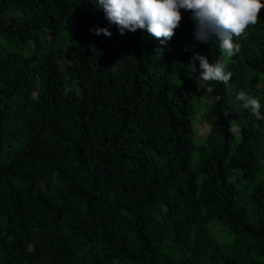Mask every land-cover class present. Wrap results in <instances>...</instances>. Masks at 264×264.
I'll list each match as a JSON object with an SVG mask.
<instances>
[{"label":"trees","instance_id":"1","mask_svg":"<svg viewBox=\"0 0 264 264\" xmlns=\"http://www.w3.org/2000/svg\"><path fill=\"white\" fill-rule=\"evenodd\" d=\"M190 17L162 43L89 0H0V264H264V120L236 99L264 105V8L227 85L198 88L221 52Z\"/></svg>","mask_w":264,"mask_h":264},{"label":"clouds","instance_id":"2","mask_svg":"<svg viewBox=\"0 0 264 264\" xmlns=\"http://www.w3.org/2000/svg\"><path fill=\"white\" fill-rule=\"evenodd\" d=\"M105 14L109 24L115 25L120 34L145 31L149 36L170 41L182 23L183 12H190L194 22V40L200 43L217 42L221 57L210 62L207 56L194 52L188 66L197 68V86L212 82L227 85L233 73L228 70L224 57L231 58L241 51L235 41L246 38V29L257 23L264 3L261 0H89ZM95 35L112 36L107 27L91 29ZM195 45H193V48ZM187 51V49H185ZM211 92V87L207 88ZM236 99L248 109L256 120H264L261 109L264 105L247 91L241 89ZM229 133L238 135L234 121L229 123Z\"/></svg>","mask_w":264,"mask_h":264},{"label":"rangeland","instance_id":"3","mask_svg":"<svg viewBox=\"0 0 264 264\" xmlns=\"http://www.w3.org/2000/svg\"><path fill=\"white\" fill-rule=\"evenodd\" d=\"M206 107L205 105H201L200 111H202ZM194 126V139L199 144H205L207 142V137L211 135L212 127L209 123L203 121L201 119V113H198L197 119L193 121ZM214 235L221 240L231 241L233 239V235L231 233L222 232L221 228L213 229ZM221 233V234H220Z\"/></svg>","mask_w":264,"mask_h":264}]
</instances>
